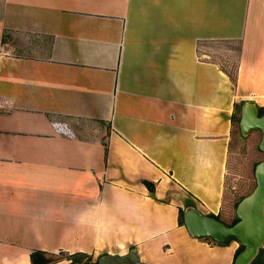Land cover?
Returning a JSON list of instances; mask_svg holds the SVG:
<instances>
[{"label": "crops", "instance_id": "0c3cea01", "mask_svg": "<svg viewBox=\"0 0 264 264\" xmlns=\"http://www.w3.org/2000/svg\"><path fill=\"white\" fill-rule=\"evenodd\" d=\"M5 31L49 45L22 54ZM229 45L233 73L211 60ZM245 102L264 109V0H0V264H233L236 240L179 215L237 217Z\"/></svg>", "mask_w": 264, "mask_h": 264}, {"label": "water", "instance_id": "95a60500", "mask_svg": "<svg viewBox=\"0 0 264 264\" xmlns=\"http://www.w3.org/2000/svg\"><path fill=\"white\" fill-rule=\"evenodd\" d=\"M253 130L262 132L260 149L264 152V115L260 108L251 102L241 106L240 131L243 136ZM257 186L236 208L239 221L227 226L217 218L203 215L196 207L184 210V224L191 236L196 239L211 238L220 245L236 240L244 250L234 264H252L264 250V161L255 170ZM98 264H141L136 250L125 256L105 255Z\"/></svg>", "mask_w": 264, "mask_h": 264}, {"label": "rangeland", "instance_id": "374dc122", "mask_svg": "<svg viewBox=\"0 0 264 264\" xmlns=\"http://www.w3.org/2000/svg\"><path fill=\"white\" fill-rule=\"evenodd\" d=\"M6 42H11L16 47V52L22 54L30 53L31 48L39 45L48 46V41L42 39L27 38L26 36H14L7 34ZM232 45L224 46L216 54L217 58L211 60L225 62L226 66L234 69ZM218 49V48H216ZM231 52V53H230ZM264 114V109L261 111ZM241 107L237 106L234 117L233 142L231 144V169L227 176V202L226 208L233 215L236 211V204L245 197L252 194L257 186L255 170L258 164L264 161V152L260 149L262 132L253 130L249 135L243 136L240 131ZM264 258V257H263ZM86 262V259H83ZM261 264H264V260Z\"/></svg>", "mask_w": 264, "mask_h": 264}, {"label": "trees", "instance_id": "16d2710c", "mask_svg": "<svg viewBox=\"0 0 264 264\" xmlns=\"http://www.w3.org/2000/svg\"><path fill=\"white\" fill-rule=\"evenodd\" d=\"M7 34H11L10 31H5L4 32V35H3V42H6V36ZM241 107V106H240ZM262 109H260V114L261 115H264L262 112ZM233 122H234V118H233ZM148 185H151L150 187V191L151 193L154 192V186L153 184H148ZM239 203L236 204V208L238 206ZM211 217H214V218H217L219 219V217L217 216H214V215H210ZM239 221V219L236 217L234 218L232 225L236 224L237 222ZM179 224L180 225H184V211L181 209L180 210V215H179ZM244 250V248L242 246H240V248L237 250L236 252V255H235V261H236V258L239 256V254ZM74 257V256H73ZM264 250L261 251V253L259 254V256L256 258V260L252 263V264H261L264 260ZM83 259H86V262L84 263L83 262ZM234 261V263H235ZM51 262H53V259H46V258H43V259H37L34 255H33V264H50ZM233 263V264H234ZM72 264H98L97 262H93L92 261V258L87 256V255H81V256H76L74 258H72Z\"/></svg>", "mask_w": 264, "mask_h": 264}]
</instances>
